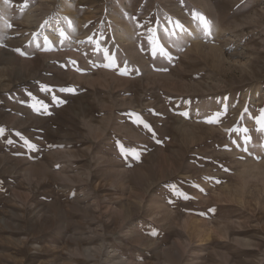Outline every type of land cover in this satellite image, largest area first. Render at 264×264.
Segmentation results:
<instances>
[{
	"label": "rangeland",
	"instance_id": "1",
	"mask_svg": "<svg viewBox=\"0 0 264 264\" xmlns=\"http://www.w3.org/2000/svg\"><path fill=\"white\" fill-rule=\"evenodd\" d=\"M261 110L264 0H0V264H264Z\"/></svg>",
	"mask_w": 264,
	"mask_h": 264
},
{
	"label": "snow or ice",
	"instance_id": "2",
	"mask_svg": "<svg viewBox=\"0 0 264 264\" xmlns=\"http://www.w3.org/2000/svg\"><path fill=\"white\" fill-rule=\"evenodd\" d=\"M212 122V121H209ZM258 123L264 124V110H261V119L258 121Z\"/></svg>",
	"mask_w": 264,
	"mask_h": 264
},
{
	"label": "bare ground",
	"instance_id": "3",
	"mask_svg": "<svg viewBox=\"0 0 264 264\" xmlns=\"http://www.w3.org/2000/svg\"><path fill=\"white\" fill-rule=\"evenodd\" d=\"M29 12V15H31V17L33 16L34 17V15H33V11L31 12V11H28ZM28 16V15H27ZM254 175H255V173H253ZM260 175V174H259Z\"/></svg>",
	"mask_w": 264,
	"mask_h": 264
}]
</instances>
